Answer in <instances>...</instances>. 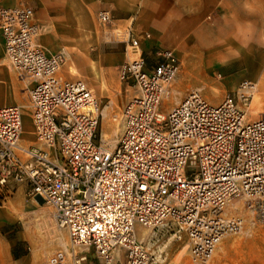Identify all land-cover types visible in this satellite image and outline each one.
Segmentation results:
<instances>
[{"label":"built area","instance_id":"obj_1","mask_svg":"<svg viewBox=\"0 0 264 264\" xmlns=\"http://www.w3.org/2000/svg\"><path fill=\"white\" fill-rule=\"evenodd\" d=\"M33 16L26 0L0 5L5 60L24 84L43 147L21 144L19 106L0 107V192L25 186L68 233L70 250L44 264H86L90 251L101 264L116 252L126 264H156L136 228L166 225L186 233L192 264H207L223 239L244 231V219L228 212L235 201L264 225V113L249 121L245 110L256 84L240 82L218 104L194 89L168 109L179 60L167 49L146 53L133 18L113 27L110 12L100 11L98 23L111 27L105 42L124 48L117 73L132 91L110 147L98 132L100 103L83 81L60 77L67 53L44 51Z\"/></svg>","mask_w":264,"mask_h":264},{"label":"rangeland","instance_id":"obj_2","mask_svg":"<svg viewBox=\"0 0 264 264\" xmlns=\"http://www.w3.org/2000/svg\"><path fill=\"white\" fill-rule=\"evenodd\" d=\"M104 1L26 0V3L32 8L33 21L40 29L37 43L48 54L67 53L59 75L66 80L83 81L92 90L103 109L104 117L98 132L113 145L121 129V112L132 91L120 82L117 73L125 59L124 48L117 43L105 42L104 33L111 27H103L97 21V14L107 11L99 8ZM14 3L17 0H0L2 6L9 7ZM141 3L142 0H136L130 16L134 23ZM246 11L247 19L242 22H236L233 13L231 22L224 21L221 14L209 13L200 20L196 29L188 31V34L183 31L187 35L179 38L177 43L169 42L170 38L164 34L167 31L158 35L147 30L151 35L150 41L155 44L148 52L157 47H167L180 62L179 74L171 85L175 90L167 102L168 109L194 89L200 90L211 104H218L240 82L247 80L256 84V92L245 107L247 119L252 121L264 113V36L256 33L253 0H247ZM112 25L118 27L113 19ZM137 29L140 31L141 28ZM141 48L147 49L148 46L142 44ZM4 63L6 65L7 62ZM181 80L184 88L180 86ZM17 83L16 95L25 131L23 138H27L26 132L32 128L30 112L23 107L26 106L24 84L19 80ZM10 97L8 92L0 94V99L8 100ZM163 105L164 102L161 103ZM228 211L244 219L245 230L223 239L207 264H264V225L253 222L242 202L236 211L230 207ZM52 212L49 205L31 199L23 185L0 192V236L21 242L20 247L26 254L22 264H44L54 252L70 250L67 232L50 222ZM146 231L137 227V238L146 245L156 264H192L185 248L186 233L179 227L166 225L152 229L145 238ZM116 253L111 264H126L124 253ZM86 255V264H101L92 251Z\"/></svg>","mask_w":264,"mask_h":264},{"label":"crops","instance_id":"obj_3","mask_svg":"<svg viewBox=\"0 0 264 264\" xmlns=\"http://www.w3.org/2000/svg\"><path fill=\"white\" fill-rule=\"evenodd\" d=\"M253 1L256 33L258 36L261 34L263 37L264 0ZM135 3L136 0H105L99 8L109 11L112 15L113 23L118 27H125L130 22ZM140 8L139 15L135 18L134 28L136 29L135 31L138 30L137 28H141L136 34L140 38L141 47L142 44L148 46L147 49H143L146 52L152 50V46L155 45L150 39H144L143 35L145 33L149 34L147 30L158 35H163L164 31H167L164 34L170 38L169 42L177 43L179 38L188 34V31L196 29L200 20L209 13L223 15V20L226 22H231V13L234 14L236 22H242L247 19V0H142ZM119 23H121L120 26L118 25ZM183 31H186L187 34ZM156 49L171 50L167 47H157ZM4 62L3 40L0 33V94L8 92L11 95L8 100L0 99V107L12 105L20 107L19 97L16 95L18 78L14 70L7 63L5 65ZM3 65L6 67H2ZM180 86L181 88L185 87L182 80ZM174 90L172 88V93H174ZM23 107L28 109L27 105ZM24 133L23 129L21 136V144L23 146L35 145L43 148L35 141L32 135V128L26 132L27 138H23ZM20 244V241H9L6 237L0 236V264H22L26 254L22 251ZM12 251L18 254L17 259L12 257Z\"/></svg>","mask_w":264,"mask_h":264},{"label":"bare ground","instance_id":"obj_4","mask_svg":"<svg viewBox=\"0 0 264 264\" xmlns=\"http://www.w3.org/2000/svg\"><path fill=\"white\" fill-rule=\"evenodd\" d=\"M6 61V60H5ZM171 92H172V88H171ZM24 93V92H23ZM180 102V101H179ZM178 102V103H179ZM101 114H102V118L104 117L103 116V109H102V111H101ZM121 131H122V117H121V129H120V132L118 133L119 135H120V133H121ZM119 135H117V137H116V141H115V143L112 145L111 143H108V142H106L103 138L105 137V136H103V138H102V140H103V142L107 145V146H110V147H113L115 144H116V142H117V140H118V138H119ZM102 136V135H101ZM238 206H240V202H234L233 204H231L230 205V209L232 210V211H236V209L238 208ZM53 210V209H52ZM229 212V211H228ZM54 212H52V216H51V218H50V222L51 223H55L56 224V226L58 227V225H57V223H56V221H55V219H54V214H53ZM230 213V212H229ZM48 216V215H47ZM39 217H41V216H39ZM241 217V216H240ZM42 218V217H41ZM59 228V227H58ZM145 230H148V231H146V236H145V238H147L149 235H148V232H150L151 230L150 229H146V228H144ZM244 230H245V226H244ZM243 233V232H242ZM68 234V233H67ZM69 237V236H68ZM141 241V240H140ZM69 242H70V239H69ZM142 242V241H141ZM222 243V242H221ZM221 243L218 245V247L221 245ZM71 245V244H70ZM217 247V248H218ZM185 248H187L186 249V253H188V246H186ZM68 252V251H67ZM116 255H117V253H116Z\"/></svg>","mask_w":264,"mask_h":264},{"label":"trees","instance_id":"obj_5","mask_svg":"<svg viewBox=\"0 0 264 264\" xmlns=\"http://www.w3.org/2000/svg\"><path fill=\"white\" fill-rule=\"evenodd\" d=\"M12 257H13L14 259H17V258H18V254H16L14 251H12Z\"/></svg>","mask_w":264,"mask_h":264},{"label":"water","instance_id":"obj_6","mask_svg":"<svg viewBox=\"0 0 264 264\" xmlns=\"http://www.w3.org/2000/svg\"><path fill=\"white\" fill-rule=\"evenodd\" d=\"M37 201H41L40 199L36 198Z\"/></svg>","mask_w":264,"mask_h":264}]
</instances>
